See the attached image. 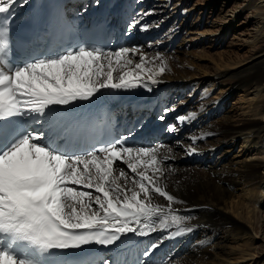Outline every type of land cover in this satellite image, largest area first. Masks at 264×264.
Masks as SVG:
<instances>
[{"label": "snow or ice", "instance_id": "6c2138e0", "mask_svg": "<svg viewBox=\"0 0 264 264\" xmlns=\"http://www.w3.org/2000/svg\"><path fill=\"white\" fill-rule=\"evenodd\" d=\"M17 2L0 0V14ZM10 44V29L0 22V264H68L64 250L113 245L129 233L146 236L173 225L176 235L192 232L174 207L183 201L162 183L170 159L160 157L163 145L132 146L121 137L76 154L55 128L62 109L90 102L102 90L151 91L167 68L163 54L78 45L20 65L10 58ZM195 117L191 112L178 121ZM156 196L166 205L154 204ZM158 247L153 243L143 255ZM33 250L48 259H37Z\"/></svg>", "mask_w": 264, "mask_h": 264}, {"label": "bare ground", "instance_id": "6f19581e", "mask_svg": "<svg viewBox=\"0 0 264 264\" xmlns=\"http://www.w3.org/2000/svg\"><path fill=\"white\" fill-rule=\"evenodd\" d=\"M113 1L115 0H104L101 6L99 2L98 5L92 6L91 4L87 8L82 1L70 0L68 8L80 22H83L85 18H97L100 11L105 12L110 26L114 29V37L118 44L117 50L120 47H130L127 42L131 39L132 33L127 34L126 32L128 17L125 19V16L130 13V1L135 0H117V3L125 5V12L123 5L118 11V6L113 4ZM222 1L223 10L228 3L230 4L227 5L228 10H224L226 14L231 12L235 15L234 18L225 17L224 20H221L224 24L230 19H232L231 22H235L246 9L247 18L255 17L254 20L258 23L259 28L256 32H251L250 38L246 40V44L251 45V50L254 52L250 58L243 60L236 58L237 61L231 62L232 57L227 55L220 63H217V69H223L232 65H240L249 60V63L245 64L246 66H240L234 71L227 72L215 70L219 72L211 76V79L214 77L217 79L227 78L230 89L223 100L215 101L213 105L201 103L200 110L194 111L196 113L194 119L181 123L178 121L177 115L175 121L170 124L177 128L176 131L169 132L175 136H178L177 134L181 130L189 128L190 141L183 144V149L180 152H177L174 147H168V150L171 149L170 152L176 160L180 162L185 160L183 162L185 168H191L189 163L185 164L188 161L195 164L193 173L181 170L178 173H173L164 166L166 171L161 179L162 183L167 185V190L183 201L182 204L174 205L181 210L179 214L182 217L189 218L191 221L189 224L183 223V226L191 227L194 230L176 235L178 229L173 225L168 229L157 228L156 231L146 236L129 233L122 236V240L117 246L105 253V261L108 264H264V244L262 247H258V238L256 237L258 231L254 226L256 205L259 204V199H264V176L258 172L257 163L252 164L246 161L249 157H258L259 155L264 157V0ZM83 2L87 3L88 0ZM32 3L33 0H28L27 3H24V0H18L14 4L16 14L28 11ZM80 3L83 8H87L83 11L84 17L78 15L80 13L76 11V5L80 6ZM243 4L245 7L240 10L239 8L243 7ZM99 6L101 8L97 10ZM238 9L239 12H237ZM183 13L186 14V11L184 10ZM209 33L224 39L229 34V26H217L215 30L206 32V34ZM129 43L131 44L132 40H129ZM156 53L157 51H154L147 55L151 58ZM159 53H162L167 61V68L159 78L160 82L152 85L155 87V91L132 98L126 103L127 107H123L118 114H115L118 127L134 138V146L141 144H143L141 146H151L155 140H150L151 135L148 137L152 131V125L143 123L146 116L143 114L138 117L133 116L132 111H138V103L141 106L147 104L150 108H154V102L160 99L162 110L164 107L172 106L185 91L188 93L191 91L194 79L199 74V72L189 71L188 61L175 55V52L167 54V52L161 51ZM133 58L139 62V56ZM237 90L242 94L243 100L248 97L245 113L253 118L234 126L227 122V115L222 103ZM154 109L158 110V108ZM180 116L186 115L180 114ZM132 117L139 120L135 121ZM213 117L221 118L223 121L216 123L213 121ZM33 127L39 129L41 125L34 124ZM192 137H197V139L193 141ZM239 145L244 150L241 156L239 153L233 154V149ZM191 147H194L196 152L189 154L188 149ZM169 161L165 160L164 163ZM261 163L264 165V160H261ZM119 164L118 168L128 171L131 177L132 173L126 165ZM168 166L175 167V163L171 162ZM241 185L251 187L244 193L246 205L239 200L235 201L236 192L239 191ZM254 193L258 195L255 203H253ZM153 203L166 205V201L158 196L154 197ZM241 203L244 205L239 207ZM232 208L242 216L247 212L248 216L244 219L246 222L226 216L224 212ZM153 243L158 244L159 247L153 250L150 256L145 257L143 253ZM133 244H135V249L131 247Z\"/></svg>", "mask_w": 264, "mask_h": 264}, {"label": "rangeland", "instance_id": "374dc122", "mask_svg": "<svg viewBox=\"0 0 264 264\" xmlns=\"http://www.w3.org/2000/svg\"><path fill=\"white\" fill-rule=\"evenodd\" d=\"M79 1H82V3L86 5L85 7L88 8L91 4L92 6L98 5L99 2L101 6L102 1L104 0H92L91 2L88 0L87 3H84V0ZM130 2V13L125 16V19L128 17L126 32L127 34L132 33V37L129 39L130 41L132 40V43L130 44L128 40V45H130V47H141L146 54L154 51H165L168 54L173 51L176 53L175 55L188 61L190 64L188 66L189 71L196 73L199 72L194 79L191 91L189 93L185 91L177 100L176 104L173 103L172 106L167 108L164 107L162 110V102L159 99L154 102V108H158V110L150 108L147 104L141 106L140 103H138V111H132L133 116L135 115L138 117L140 114L146 116L143 123H150V125H152V131L149 133L148 137L151 135L150 140L155 139L151 146H164L159 155L161 158L165 156L170 157V159H168L170 161L164 163L166 169L173 173H178L179 170L182 172L193 173L195 163L191 164L188 161L185 164L188 165L189 163L191 168H185L183 164L185 160H181V162L176 160L168 150V147H174L177 152H180L183 149V144L190 141L188 135L190 129L187 127L188 129L181 130L177 134L178 136H175L171 135L172 133H169L173 132L168 130L169 126L175 121L177 115L178 117L180 114L187 116L190 112H198L201 108V103H210L213 105L215 101L221 102L223 100L227 91L230 89L228 80L227 78L217 79L216 77L211 79V76L219 72L215 70L227 72L234 71L235 69L240 68V66H246V63H249V60L242 62L240 65H232L223 69H217V63H220L224 57H227V55L232 57L231 62L237 61V59L243 60L244 58H250L254 52L251 50V45L246 44V40L250 38L251 32H256L258 30L257 28H259V25L254 20L255 17L247 18L248 12L246 9L235 22H231L232 19H230V21L224 24L221 20H224L225 17L234 18L235 15L231 12L226 14V11L224 10H228L230 4L228 3V6L226 5L223 10L222 0H135ZM82 3H80V6ZM113 4H117L118 11L123 5L117 3V0L113 1ZM245 4L239 9L243 10ZM100 6L97 10L101 8ZM85 7L83 8V11L87 10ZM123 7L125 12V5H123ZM76 8L80 11L78 6H76ZM239 9L237 12L240 11ZM184 10L186 11V14L183 13ZM139 19L141 20L136 24V27L129 30V24L134 23ZM143 25L149 26L147 31L141 30ZM223 25L229 26V34L224 39H222V37L218 38L212 33L206 34L207 31L212 29L215 30L217 26L223 27ZM241 32L242 34H240ZM177 50H179V52H176ZM192 94L194 95L192 96ZM242 97L240 91L237 90L222 103L227 115V122L231 125L237 126L242 124V122L250 121L253 118L245 113V108L248 105V97H245L244 100ZM165 109L170 110L165 112ZM161 117H163V119H161ZM133 119L135 121L139 120L137 118ZM213 119L216 123L223 121L221 118L216 119L213 117ZM235 148L236 149H233V154L239 153L241 156L244 152L241 145ZM261 160H264V157L261 155L246 159L247 163H257L258 172L264 176V165L261 163ZM171 162L175 163V167L168 166ZM119 166L120 164H118V167ZM250 188L251 187L248 188L241 185L239 191L236 192L235 201L239 200L245 203L246 198L244 197V193ZM253 196V203H255L258 195L254 193ZM259 200L260 202L256 205L255 210L256 220L254 226L258 231V234L256 235L258 238V247H262L264 244V199L261 198ZM241 205L243 206L244 204H239V207H242ZM224 213L230 218L241 219L244 222H246L244 219L248 216L247 212L243 213V216L239 215L234 208L226 210ZM190 222V219L186 218L183 223L189 224ZM131 247L135 249V244L131 245Z\"/></svg>", "mask_w": 264, "mask_h": 264}]
</instances>
